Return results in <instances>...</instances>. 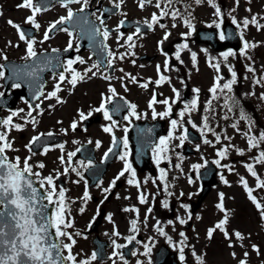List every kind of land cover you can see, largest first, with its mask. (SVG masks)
<instances>
[{"label": "flooded vegetation", "instance_id": "obj_1", "mask_svg": "<svg viewBox=\"0 0 264 264\" xmlns=\"http://www.w3.org/2000/svg\"><path fill=\"white\" fill-rule=\"evenodd\" d=\"M39 1L34 0L37 6H39ZM23 2L24 0H18L16 3L21 21L19 29L21 31L23 27H28V33L31 31L34 33L33 37L26 36V40H20L19 57H13L14 53L11 49H0V65H3L0 68V72H3V77H0V93L3 94L0 95V118L6 119L13 112H19L18 116L13 117V122L21 125L22 128V130L13 129L8 133L12 149L7 150L6 155L12 160L19 157L21 167H23L24 160L30 157L28 163L32 166L33 172L40 173L39 177L33 176L38 184L45 177L52 176L57 192L64 190L68 207V211L65 212L66 219L73 223L81 220L85 222V260H91L92 253L97 252V259L91 264H114V261L115 264H148L149 260L153 264L156 251L165 244L163 241L165 235H161L156 230L157 224L164 233H170L173 238L180 237V220L185 214L182 184L185 181L186 155L184 150L179 148L180 140L176 138L183 133L178 127L173 129L171 121L177 120L179 126L182 122L179 116L180 111L185 110L186 104L190 105L193 100H196V96L187 94L180 85L179 79L177 85L164 84L166 79L157 84L161 77L159 73L155 74L156 76L139 74L141 70L147 68L145 64L154 62L153 60L157 57L151 60L140 56L138 64H133L131 61V74H126L128 80H125V85H121L120 90H117L115 84L123 82L119 75L122 61L125 58L121 59L119 55L122 36L119 30L122 19L119 17L124 5L121 4V7L117 9L114 4L120 3L121 0H88L87 7L84 8L85 15L94 26L109 32L106 40L102 36L101 38L105 40L108 51L115 55L111 67L108 66L109 57H98L93 50L81 51L77 31L73 32L68 28V32L53 30L47 33L49 38L45 39L49 26L61 17L67 16V9L62 6L61 2L51 4L47 9H42L36 14V22L40 24L39 29L27 22L28 17L33 13L30 9L20 6ZM135 5L136 1L133 3L134 7ZM69 7L75 12L80 11L83 5L71 4ZM98 16H102L103 25L97 19ZM132 31L136 30H130V33ZM69 32H72L71 36ZM133 38H137L135 33ZM28 40L35 41L34 50L37 52L35 61L24 59L27 55ZM69 43L72 44L71 49H69ZM53 49L57 51L54 52ZM58 52L67 53L59 57ZM45 57L51 59L50 65L45 66ZM77 58L83 59L85 63H79ZM172 58L176 59V57ZM70 59L76 61L72 67L81 74L85 73L94 63H100L101 66L99 70L93 69L96 72L95 76L88 72L87 77L83 81H78L73 87L68 83L71 73L65 72L64 68L60 67L61 63L66 65ZM8 62L22 64L20 73L24 75L36 66H43L44 70H38L35 77L28 76L22 81L15 82V80H8L7 76L11 72ZM60 74L68 77L60 84L62 91L57 93L60 99L65 101L64 103H58L56 98H45L55 90ZM105 77L110 79H105ZM132 77L136 78L135 82ZM16 83L21 86L14 87ZM142 84H148V88L141 87ZM110 87L115 88L118 95L113 98L112 103L107 105L108 109L112 111L116 105L127 101L137 105L136 111L141 116L140 119L130 116L129 110L123 108L119 112L113 111L112 120L116 121V124L112 125L111 121L104 118L102 112L94 111L101 106L104 97L111 96ZM173 89L180 93L178 100ZM40 92H43V95L39 100L35 99ZM154 95L157 103L149 107ZM164 100H169L171 104V116L162 118L157 115L154 118L153 108L156 113L167 111L168 105L163 103ZM29 105L32 107L29 108ZM37 105L39 108L36 107ZM29 111L32 112L31 117L27 115ZM81 111L85 115L89 113L91 115L86 120H80L79 112ZM125 116H129V119H125ZM33 117L37 121L35 124L30 122ZM157 120L167 129V135L160 138L157 144L161 139H166L168 147L172 149L164 153L166 158L161 159L159 165L151 149L150 158L145 160V168L141 170L137 167L136 158L138 145L135 142L138 135L132 134L131 129L136 123ZM74 121L78 124L75 131L70 127ZM107 126L112 127V133L103 130ZM0 131H7V129L0 128ZM48 133L53 135L49 136ZM113 134L118 141L116 147H113ZM146 134L147 128L142 130L140 136ZM36 136L41 138L36 144L31 145V151H29L26 145H29ZM125 137L128 141L127 147L123 144ZM97 142H99V147H97ZM60 145H63V148ZM183 145H186L185 141ZM45 148L48 149L46 154ZM110 148L113 152L109 153L105 161V153H108ZM73 152L76 155L69 162L68 154ZM125 153H127V161L131 163L136 172L135 180L139 182V188L134 184H128V179L132 178L128 172L116 180L125 165V161L120 160L119 156ZM142 153L145 154V151ZM61 156L64 157L65 163H61ZM89 160L95 165L94 167L87 170L80 167V161L87 164ZM41 163L44 165L43 168L38 167ZM73 168L76 171H73ZM66 169L67 172H65ZM161 169L167 174L164 181L160 179ZM77 171L82 176H78ZM113 180H115L114 187L111 186ZM165 183L167 188H165ZM45 187L48 186L45 185ZM109 188L111 189L109 192L104 191ZM86 191L90 199L84 201L83 196ZM140 193L146 197L147 202L144 204L139 202ZM165 201L168 203L167 208L164 207ZM54 207L56 209L57 205L54 204ZM125 208L136 209L138 212L123 211ZM133 219L137 220L138 232L136 233L131 230ZM115 232H119V235H114ZM129 236H135V239L129 242L127 239ZM113 241L122 247L116 249ZM157 243H160L158 249L156 248ZM146 244L151 247L148 257L143 254L146 251L144 247ZM180 245L178 240V245H174V249L179 248ZM114 252H119L123 259L120 256L114 257Z\"/></svg>", "mask_w": 264, "mask_h": 264}, {"label": "rangeland", "instance_id": "obj_2", "mask_svg": "<svg viewBox=\"0 0 264 264\" xmlns=\"http://www.w3.org/2000/svg\"><path fill=\"white\" fill-rule=\"evenodd\" d=\"M17 2L18 0H0V49H11L13 57H19L21 39L18 29L9 25L8 21L20 26ZM134 2L135 0H123L124 7L119 18L131 17L150 22L155 14L159 22L153 25L149 33L133 39L134 47L130 48L127 41L130 34L121 38L119 55L125 58L119 75L123 82L115 84L117 90H120L119 87L124 86V81L128 80L126 74H131V61L138 64V57L144 54L156 56L157 59L145 64L147 68L141 70L139 74L155 76L156 69L162 67L169 71L168 84L177 85V78H174L170 70L172 63L177 61L171 57H176L179 52L180 60L187 70L185 81L180 85L187 94L196 93L199 99L196 109L186 112L178 126L183 133L185 128L193 127L194 123L196 127L193 128L199 132L202 139L191 144L197 155L186 156V176L182 184V191L185 194L184 220L186 223L190 221L192 225L187 230L184 227L186 223L183 224L184 235L180 237L173 238L166 232L163 240L169 243L170 237L172 243L169 244L172 248L178 245V240L180 243L184 241L183 255L186 262L180 259V253L177 254L183 264H197V256L204 264H240L241 260H245L247 264H264V217L261 216V210L249 199L241 183L243 177L252 189L253 196L264 207V187L259 186L257 179L245 167L252 165L260 179L264 180V163L259 161L260 152L264 151V142H259L256 148H251L247 142L248 136H255L259 140L260 134L264 133V99H261L264 96V0H239L238 5L235 0H215L224 11L219 17L215 15V9L207 0H203L200 5H197L195 0H171V3L169 0H155L146 6L145 10L134 7ZM156 3H160L159 9L155 6ZM162 11H167L168 15L162 16ZM175 11L181 13H178L176 19H171V13ZM253 17H256L262 27L257 28L251 23L247 28L243 27V20L245 18L251 20ZM233 18L237 23H233ZM185 19H190L194 30L185 25ZM225 20L236 26L244 44L247 42L256 45L244 48L240 54L229 56L227 61L223 59L222 54L232 51L217 54L207 45L193 40V35L199 28H216L219 37ZM237 24L240 25L239 28ZM165 35L168 36L166 40ZM184 44H187V48L181 47ZM192 53L196 54L195 61L191 58ZM217 63L220 65L219 71L213 67ZM249 68L253 71H249ZM232 72L236 74V83L233 84L232 91L218 89L216 98L213 99L210 89L215 86L216 79L221 78L219 83L222 86L231 80ZM241 113L247 119H241ZM204 116L208 117V128H204ZM216 136L220 137L219 141L216 140ZM205 139L211 143L205 144ZM179 148L182 149V146ZM225 148L228 149L226 156L223 158L218 156L217 153ZM240 151L244 154L240 155ZM232 160L234 162H231ZM207 161L217 166L219 185L211 191L199 211L192 215L189 202L197 199L199 195L201 185L198 173L205 168ZM216 161H219V164ZM197 164L201 165L199 171L195 172L197 179L190 183V172ZM220 194L224 196L223 203L228 214L225 228L229 235L226 238L220 230H216L212 237L208 238L207 231L224 219V213L217 207L220 203ZM71 223L73 226L64 230L75 240L72 255L76 257L77 264H80L85 260V222L81 220ZM237 231L244 237L243 240L236 239ZM61 240L63 243H71L66 237ZM179 248L176 247L178 250ZM64 255H68L67 250H64Z\"/></svg>", "mask_w": 264, "mask_h": 264}, {"label": "snow or ice", "instance_id": "obj_3", "mask_svg": "<svg viewBox=\"0 0 264 264\" xmlns=\"http://www.w3.org/2000/svg\"><path fill=\"white\" fill-rule=\"evenodd\" d=\"M62 3V6L67 9V16L61 17L58 21L52 23L46 34L45 39H48L49 32H52L53 30H61L68 32L67 28H58V25H64L66 23L74 21V18L77 16V13H74L71 7L69 5L71 4H82L83 7H81L80 12H84V8L87 7L88 0H60ZM123 0H121L120 3H115V8L119 9L121 7ZM150 3L151 0H148ZM203 2V0H195V3L197 5H200ZM236 4H239V0H235ZM145 0H140L139 6L143 9ZM169 3H171V0H169ZM207 3L215 9V15L220 16L221 15V9L220 7L215 3V0H207ZM21 7L25 9H30L33 13L32 16L28 17L27 22L32 24L36 29L40 28V24L36 22L35 16L36 14L40 13L42 8H46V4H41L40 6H37V4L34 2V0H24ZM158 9L161 7L160 3H156L155 5ZM250 11V9L248 10ZM161 15H168L167 11H162ZM172 18L176 19L178 16V12H172L171 13ZM97 19L99 20L100 24L103 25L104 20L102 16H98ZM159 22V18L157 15L153 14L151 22L146 21L148 28H152L153 25L157 24ZM9 25L12 27H15L19 31V26L14 24L12 21H8ZM185 25L194 30L193 25L190 22V19L184 20ZM233 23H237L235 18H233ZM255 24L257 28L262 27L260 24H258L256 17H253L251 20L245 18L243 20V27L247 28L249 24ZM91 22L89 21L88 17L82 16L80 18V22L74 27L78 28L80 31V34L82 37L89 39L90 41H95L96 37L102 36L105 40L109 37L108 30L104 29L102 30L100 27L97 26H89ZM87 26V27H86ZM121 26H123V21L121 22ZM175 26V25H173ZM211 27V25H209ZM219 27V25H217ZM237 27L239 28L240 25L237 24ZM141 33L140 27L136 28V35L139 36ZM69 35H72V32H69ZM19 37L21 40H26V33L23 31H19ZM168 38L167 35H165L164 39L166 40ZM219 38L221 40L225 39L224 33L221 32L219 34ZM127 41L129 42V47H134L135 45L132 43L133 36H128ZM34 40H28L27 42V55L24 57L25 60H33L35 61L37 59V52L34 50ZM256 45H250L247 42L244 44V48L247 49L249 47H255ZM181 47L187 48V44L182 45ZM72 48V44L69 43V49ZM101 48H104L106 51V46L101 45ZM78 50V49H77ZM53 51H57L53 49ZM107 55L109 57L108 60V66H112V60L115 59V55L111 51H107ZM223 59L225 61L228 60L229 56L235 55L233 52H225L222 54ZM123 59V57H120ZM192 60H196V54L192 53ZM4 59H7V57H4ZM79 63H85L83 59L77 58ZM176 59L180 60L179 52L176 54ZM76 61L74 60H68L67 64H60V67L64 68V71L67 73H71V78L68 79L66 75L60 74L58 77L59 83L55 85V90L51 92L46 99L56 98L58 103H64L65 101L61 100L60 97L57 95L58 92L62 91L60 88V84L63 83L66 79H68V83L71 84L73 87H75L78 83V81H83L87 77V73L91 72L93 76L96 75V72L93 71V69L99 70L100 63H94L89 67L85 73L81 74L77 72L72 65ZM52 63L51 59L45 57L44 64L50 65ZM3 65H0V68H2ZM219 71L220 65L217 63L213 65ZM43 71V66H36L33 67V70L30 72H27L26 75L29 77H35L37 71ZM231 71V69H229ZM249 71H253L252 68L248 69ZM122 71V70H121ZM17 76H19L18 72H14ZM0 77H3V72H0ZM105 79H110L109 77H105ZM135 77H132L133 82H135ZM165 77L161 76L160 80L157 81V84L160 82L165 81ZM220 77L216 79L215 86L210 89L211 93L213 94V99L216 98L217 90L220 91L228 90L229 92L232 91V86L234 83H236V74L235 72H232V78L230 81L224 83L222 86L220 85ZM257 83H260V81H257ZM21 85L19 83L14 84V87L19 88ZM141 87L148 88V84H142ZM39 91V89L37 88ZM127 90V89H125ZM175 92L177 100L179 99L180 93L173 89ZM199 91L198 89L196 90ZM109 92L111 93V96L104 97L101 103V106L99 108L94 109L96 112H102L103 116L106 120H109L112 122V125L116 124V121L112 120L113 111L119 112L123 108H127L129 110V115L132 117H135L136 119H140L141 116L137 113L136 108L137 105L129 103L127 101H124L123 104H118L114 107L112 111H110L107 107L108 104L113 102V98L118 95L115 88L110 87ZM0 95H3L0 93ZM43 95V92H40L39 95L35 96V99L39 100L40 96ZM121 100H124L123 97H120ZM261 99H264V96L261 97ZM157 103L155 95L152 97L149 107H152ZM163 103L165 105H168L167 111L163 113H156L155 109L153 108V117L155 118L157 115L161 116L162 118L170 117L172 113V107L169 102V100H164ZM197 106V101L193 100L190 105H185V110L180 111L179 116L181 120H183L186 112H189V110H195ZM32 106L29 105V108ZM39 108V105L36 106ZM34 110V109H33ZM23 111V110H20ZM42 114V113H41ZM19 112H13L12 115L7 117L6 119H0V128L7 129V131H0V264H66V262H70V264H77V259L74 255H72V246L75 244V240L73 239V236L66 232L64 229L72 227V223L66 219L65 212L68 211V207L66 204L65 199V192L64 190H60L57 192L56 186L53 181L52 176L45 177L43 180L39 181L40 188H44V195L39 194V189L35 187V181L31 179V177H39V172H33L32 166L28 163V160L30 157L26 158L23 163V167H21V161L19 157H16L14 160H10L9 157L6 155L7 150L12 149V143L8 140V133L15 129V130H22L21 125L15 124L13 122V117L18 116ZM29 117L32 116V112L29 111L27 114ZM88 115H85L83 111L79 112L80 120H86L89 118ZM125 119H129V116H125ZM241 119H247L246 116H244L243 113H241ZM204 128H208V117L204 116ZM31 123L35 124L37 123L35 117H33L30 121ZM130 122V121H129ZM189 123H192L189 121ZM171 125L173 129H176L178 126L177 120H172ZM193 127H196V125L193 123ZM71 129L73 131L76 130L78 127L77 122H73L71 124ZM233 127L235 128L236 125L234 124ZM107 133H112V127L107 126L103 129ZM127 131V129H125ZM47 135L51 136L52 133H48ZM188 133L187 129L185 128L183 130V135L176 137L180 140V146L183 145L184 141L187 139ZM40 136L34 137L29 145H26L29 151H31V145H34L37 143V141L40 140ZM216 140L219 141L220 137L216 136ZM248 144L251 148H256L258 146L259 142H264V133H261L259 136V140L255 136H248ZM91 143V141H89ZM205 144H210L211 141L205 139ZM123 144L125 147H127L128 141L127 137L124 138ZM118 145V141L116 137L113 134V147H116ZM99 142H97V147H99ZM61 148H63V145H60ZM153 154L156 158L157 165H159L161 159L166 158L164 153L168 151V141L166 139H161L159 141V144L153 146ZM199 150V149H197ZM45 154L47 153L48 149H44ZM228 149L225 148L222 151H219L217 153L220 157H225L227 154ZM113 149L110 148L108 153H105L104 160L107 161L109 157V153H112ZM244 153L240 151V155H243ZM76 155L75 152L68 154V161L70 162L72 160V157ZM119 159L122 161H125V165L123 170L117 175L116 180H118L120 177L124 176L126 172L131 174V179H128V184L135 185L137 188H139L140 184L138 181L135 180L136 172L132 168V165L130 162L127 161V153L124 155H120ZM61 163H65L64 157H60ZM259 161L261 163H264V151L260 152L259 155ZM217 164H219V161H216ZM95 165L92 163L91 160L88 161L87 164H85L84 161H80V167L87 170L88 168H92ZM38 167L43 168L44 165L41 163L38 165ZM201 165L197 164L194 165L193 168L195 171H199ZM247 168V171L251 173L253 177H255L259 183L260 187H264V180H261L260 177L257 175L256 171L254 170L252 165H245ZM73 171H76L75 168L72 169ZM67 172V169L65 170ZM78 176H82V174L77 171ZM166 172L161 169V176L160 179L162 181L165 180ZM223 179V177H222ZM189 182L192 183L193 181L191 178L189 179ZM227 183V181H225ZM241 183L243 184V187L248 193V197L252 202L256 205L258 209L261 210V216L264 217V207L257 201L256 197L252 194V189L249 188L247 181L241 177ZM47 185L48 187H45ZM112 187L115 186V180L112 181L111 184ZM165 188H167V184L165 183ZM111 189H105V192H109ZM54 197H57V199H54ZM107 198V197H105ZM90 199L89 193L86 191L83 196V200L87 201ZM220 203L217 205L219 210L224 213V219L221 220L219 223H216L214 228H210L207 231L208 238H211L213 233L216 230H220L225 237H228V232L226 231L225 225L228 223V214L224 207V196L223 194H220ZM139 202L141 204H144L147 202L146 197L143 193H140L139 195ZM52 204H56L57 207L55 209V212L52 216L48 215V207ZM164 207H168L167 201L164 202ZM83 211V209L81 210ZM123 211H137L136 209L131 208H125ZM151 211V210H149ZM109 220H111V217L109 216ZM181 224H185L186 221L181 219ZM54 234H53V231ZM131 230L133 233L138 232L137 227V220L133 219L131 221ZM156 230L161 235H166V233L163 232V230L160 228L159 224L156 226ZM79 235V233H77ZM114 235H119V232H115ZM181 236L184 234L181 233ZM66 237L68 241L71 243H63L61 238ZM235 237L238 240H243L244 237L241 235L240 232H235ZM129 242L135 239V236H129L127 238ZM186 239V238H185ZM169 243L171 244V238H168ZM113 245L116 249H119L122 247L119 244H116L115 241H113ZM184 241L181 242V246L179 248L180 252V259L183 261L185 259L183 253H184ZM231 246V245H230ZM146 248V251L143 253L146 257H148L151 253V247L149 245H144ZM255 247V246H254ZM64 250H67L68 255H64ZM258 251V249H257ZM135 254V253H133ZM97 252H93L91 255V260H84L80 262V264H91L92 261H95L97 259ZM195 255V253H193ZM235 255V254H233ZM113 256H120L121 259L123 257L120 255L119 252H114ZM245 256H247V253H245ZM197 264H204V261L197 256ZM115 264V261H114ZM148 264H151V261H148ZM240 264H247L245 260H241Z\"/></svg>", "mask_w": 264, "mask_h": 264}, {"label": "water", "instance_id": "obj_4", "mask_svg": "<svg viewBox=\"0 0 264 264\" xmlns=\"http://www.w3.org/2000/svg\"><path fill=\"white\" fill-rule=\"evenodd\" d=\"M227 24V23H226ZM148 27L144 28L143 30H147ZM225 40L223 43H220L215 40V31L211 30H199L195 38H197L199 41L207 42L209 43L215 51H221L227 47H231L234 50L240 49L242 47L240 38L238 37L236 29L231 25L227 24L225 25V31H224ZM88 44H91L92 41L87 39ZM157 134L154 133L152 136L149 137L148 140H146V150L148 151L151 146H153L156 143ZM191 140H199V136L191 137ZM139 142H144L143 140H139ZM147 157L149 155H146ZM217 169L209 162L207 165V168L201 172V180L203 185V192L199 198V203H201L207 194L210 192L213 185H216L217 182L215 180ZM31 179H33L31 177ZM39 189V194L42 196L44 195V192L42 188L39 186L34 185ZM52 206L50 205L48 207V215L51 216L52 214ZM53 231V230H52ZM54 234V231H53ZM165 249H162L157 254V259L155 264H168V258H171L172 264H180L177 262L174 254H171L170 252L164 251Z\"/></svg>", "mask_w": 264, "mask_h": 264}]
</instances>
